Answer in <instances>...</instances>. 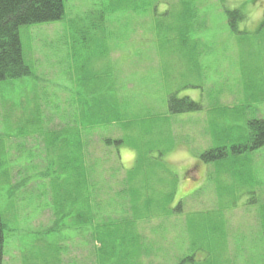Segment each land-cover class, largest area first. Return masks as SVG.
Segmentation results:
<instances>
[{
    "label": "rangeland",
    "instance_id": "374dc122",
    "mask_svg": "<svg viewBox=\"0 0 264 264\" xmlns=\"http://www.w3.org/2000/svg\"><path fill=\"white\" fill-rule=\"evenodd\" d=\"M183 1L63 0L61 20L20 27L32 74L0 82L2 264H174L186 222L208 242L231 230L223 256L259 264L249 243L264 147L241 154L231 138L246 133L245 119L264 118V0H195L191 16ZM226 8L238 11L234 28ZM172 94L201 109L171 113ZM72 98L85 119L91 103L104 117L84 134L95 196L60 187L65 174L46 149L60 117L72 119ZM218 147L221 161L199 158ZM123 180L150 189L131 196Z\"/></svg>",
    "mask_w": 264,
    "mask_h": 264
},
{
    "label": "trees",
    "instance_id": "16d2710c",
    "mask_svg": "<svg viewBox=\"0 0 264 264\" xmlns=\"http://www.w3.org/2000/svg\"><path fill=\"white\" fill-rule=\"evenodd\" d=\"M177 2L174 6L177 5ZM181 6L184 10L183 12L187 13V15L191 16V14L195 12V0H184ZM225 11L229 19V26L234 28L232 19L234 15L238 14V11L236 9L229 10L227 8ZM63 16V0H0V82L28 77L32 74V69L24 58L19 34L20 27L25 25L54 23L61 20ZM240 18H242V16H240ZM71 102L69 108L72 110L70 112L72 113L70 114L72 119H65L64 116L60 117V121H63L65 128L61 127L59 128L60 133H54V137H51V139L47 141L46 149L51 147L55 150L54 153L58 156L57 165H59V170L65 174V177L61 179L62 182L60 187L63 186V189L65 188L66 192L69 194H79L89 189L95 196L98 183L92 179L94 164L87 162V137L84 134L86 132L88 133L87 127L92 128L97 123L104 122V117L98 121L99 116L96 117V115L99 113V110L97 109L94 115L92 112L94 105L91 103L89 106L90 117L85 119L87 112L80 111V109H84L81 101H79L78 98H72ZM168 109L171 113H189L201 109V104L188 97L177 98L172 94L168 97ZM114 121L116 120H109V123ZM59 123L62 124L61 122ZM244 125L246 126V133L244 135L238 134V136H233L231 138V140L238 142V144L232 145V150L242 154V152H253L264 147V118L245 119ZM51 130L54 132L53 128ZM120 141V139H105V144L110 146L112 144L121 143ZM225 149V147H218L216 150H207L202 152L199 158L205 162L211 163H215L217 160L221 161L220 158L223 159L228 155ZM258 170L259 168L256 165L250 167L246 180L252 175L251 172L257 174ZM125 179H127L126 172L124 173V180ZM124 180L122 181V185L125 183ZM212 180L215 185L216 177L214 176ZM128 181L130 184L132 183V179H130L129 176ZM126 186L132 191L131 196H133V192L139 193L144 188L146 190L150 189L147 182L144 183V185L138 184V187L135 189L131 188L127 183ZM126 186L123 185L124 189L122 190H125ZM202 188L203 186L194 189L192 194H195ZM130 201L133 202V197H131ZM263 202H257V204L255 203L253 205L255 208L253 215L257 227L255 228L254 238L249 243L250 246L253 244L254 248L259 250L258 257L261 258L259 264H264ZM141 206V214L146 212L150 214L149 211L151 207L149 206L148 197ZM174 210V208L165 207L162 214H169ZM179 210L181 211V208ZM202 217L203 216H201V218ZM140 218H144V216ZM186 225L187 228L184 230V233L181 232L180 235L181 242L179 240L181 255L175 259L176 261L174 264H238L237 260L223 256V254L228 253L230 234H232L231 230L226 232L222 230L217 231L214 234L218 237H215L213 242H208L207 240H203V236H205L206 233L202 227H199L202 228L201 233L195 234L196 231L194 229L188 228V222H186ZM204 226L206 225H203V227ZM228 229L230 228L228 227ZM238 232L237 230L235 235L241 237L243 230ZM4 240V223L2 222L0 214V264H2L3 259ZM249 251L251 252V247ZM250 260H252V258H250Z\"/></svg>",
    "mask_w": 264,
    "mask_h": 264
},
{
    "label": "crops",
    "instance_id": "0c3cea01",
    "mask_svg": "<svg viewBox=\"0 0 264 264\" xmlns=\"http://www.w3.org/2000/svg\"><path fill=\"white\" fill-rule=\"evenodd\" d=\"M113 92H116L117 93V90L115 89ZM95 93H97V90L95 91ZM107 93H108V91H107ZM101 96H103V97H105L103 94H101ZM100 96V97H101ZM93 97H90L89 99H92ZM100 99H102V98H100Z\"/></svg>",
    "mask_w": 264,
    "mask_h": 264
}]
</instances>
